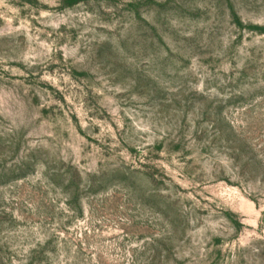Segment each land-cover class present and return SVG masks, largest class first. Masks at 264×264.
<instances>
[{"label": "rangeland", "instance_id": "obj_1", "mask_svg": "<svg viewBox=\"0 0 264 264\" xmlns=\"http://www.w3.org/2000/svg\"><path fill=\"white\" fill-rule=\"evenodd\" d=\"M0 264H264V0H0Z\"/></svg>", "mask_w": 264, "mask_h": 264}, {"label": "bare ground", "instance_id": "obj_2", "mask_svg": "<svg viewBox=\"0 0 264 264\" xmlns=\"http://www.w3.org/2000/svg\"><path fill=\"white\" fill-rule=\"evenodd\" d=\"M243 201V200H242Z\"/></svg>", "mask_w": 264, "mask_h": 264}]
</instances>
